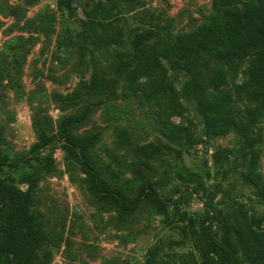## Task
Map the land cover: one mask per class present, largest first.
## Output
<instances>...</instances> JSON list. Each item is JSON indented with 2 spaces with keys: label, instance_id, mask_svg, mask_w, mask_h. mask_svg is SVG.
Wrapping results in <instances>:
<instances>
[{
  "label": "rangeland",
  "instance_id": "1",
  "mask_svg": "<svg viewBox=\"0 0 264 264\" xmlns=\"http://www.w3.org/2000/svg\"><path fill=\"white\" fill-rule=\"evenodd\" d=\"M93 1L99 0H74L76 13L72 16L59 7L58 0H0V72L5 78L0 79V134L6 139L1 147L12 161L22 157L36 141L41 126L50 134L56 133L62 116L90 105L87 121L76 131L99 133L91 150L96 167L113 186L130 195L136 194L141 185L130 167L116 162L112 170L106 167L111 162V149L135 158L132 147L117 146V129L127 127L138 144H171L173 149L152 161L155 170L148 173L166 199L171 216L166 218L146 202L121 213L89 191L80 163L67 159L56 144L57 167L40 181L36 204L51 236L52 264H145L146 252L154 244H160L164 251L173 245L181 252L193 250L190 239L173 243L183 238L184 223L175 214L177 206L198 217L206 216L205 203L225 210L242 204L250 211L263 213L264 204L243 178L247 163L236 132L207 136L196 103L184 99L186 119L194 123V140L190 145L171 142L163 133L164 124L156 106L133 94L118 71L119 64L132 56L135 31L156 28L173 39L205 22L212 0H102L116 3V23L125 34L121 44L108 47L88 44L78 36L79 18L85 16L86 2ZM96 69L110 80L116 79L115 90L83 92L84 99L71 105L53 99L55 92L67 94L80 89ZM170 73L178 88L188 79L184 70L171 69ZM243 80L239 74L236 81ZM228 85L234 87L232 78ZM235 105L245 107L248 101L243 95ZM173 119L181 120L177 116ZM260 125L263 138L259 172L264 179V120ZM188 170L203 177L205 189L196 190L193 182L180 178L179 174L187 175ZM19 177L15 172L16 182L26 188Z\"/></svg>",
  "mask_w": 264,
  "mask_h": 264
},
{
  "label": "trees",
  "instance_id": "2",
  "mask_svg": "<svg viewBox=\"0 0 264 264\" xmlns=\"http://www.w3.org/2000/svg\"><path fill=\"white\" fill-rule=\"evenodd\" d=\"M58 5L75 15L74 0H58ZM84 14L79 18L78 32L84 42L108 47L124 41V29L116 23L115 2H86ZM131 43L132 56L119 64L118 71L133 94L156 106L165 137L175 144L193 142L194 123L186 119L184 99L193 100L203 117L207 136L237 133L247 163L243 178L264 204V179L259 172L263 138L260 123L264 120V0H212L210 15L196 28L173 39L156 28L141 29L134 32ZM171 69L188 74L181 88L175 85ZM239 74L244 76L242 82L236 81ZM231 78L234 87L228 85ZM0 79H5L1 72ZM115 81L96 69L80 89L67 94L55 92L52 96L63 105L76 104L84 99L83 92L115 90ZM243 95L248 105L238 107L235 100ZM90 109L88 105L80 112L62 116L56 133L50 134L41 126L29 151L13 161L1 147L6 139L0 134V264L53 262L51 236L44 214L36 204L40 181L56 170V144L65 151L67 159L80 163L89 191L99 199L114 205L121 213L135 210L142 202L150 203L170 218L167 201L148 173L155 170L152 161L173 149L171 144L164 141L138 144L127 127L117 129V146L132 147L135 158L129 159L125 153L111 149L108 150L111 162L106 167L112 170L113 162L130 167L141 180L138 192L130 195L113 186L96 167L91 150L99 133L76 131L87 121ZM176 116L181 120L174 121ZM15 172L26 188L16 182ZM179 176L193 182L196 190L205 189L199 173L188 170L187 175ZM205 205L204 217L189 214L180 206L175 209L184 226L183 238L173 243L190 239L193 250L181 252L173 245L164 251L160 244H154L146 252L145 264H264V212L250 211L242 204L228 210Z\"/></svg>",
  "mask_w": 264,
  "mask_h": 264
}]
</instances>
